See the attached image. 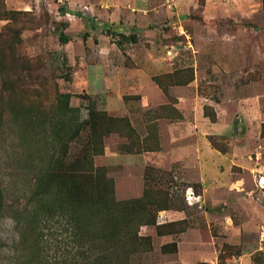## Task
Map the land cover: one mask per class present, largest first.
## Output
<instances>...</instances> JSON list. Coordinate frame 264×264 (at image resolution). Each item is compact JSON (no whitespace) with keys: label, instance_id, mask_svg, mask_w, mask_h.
<instances>
[{"label":"rangeland","instance_id":"rangeland-1","mask_svg":"<svg viewBox=\"0 0 264 264\" xmlns=\"http://www.w3.org/2000/svg\"><path fill=\"white\" fill-rule=\"evenodd\" d=\"M63 95L68 156L148 209L130 264H264V0H0V264H37V239L43 264L81 262L67 218L32 213ZM91 110L130 122L96 152Z\"/></svg>","mask_w":264,"mask_h":264},{"label":"trees","instance_id":"trees-1","mask_svg":"<svg viewBox=\"0 0 264 264\" xmlns=\"http://www.w3.org/2000/svg\"><path fill=\"white\" fill-rule=\"evenodd\" d=\"M61 40L67 43V38L61 36ZM132 40L135 42L137 38L132 37ZM154 81L163 88L160 78H155ZM70 97L62 96L60 114L52 123L54 137L61 145L63 156L60 159L53 156L46 158L47 166L36 178L33 199L38 207L35 206L32 211L33 221H38L41 215L47 217L61 215L67 218L74 239L81 245L80 264H130L131 257L145 251L144 248L148 244V239L140 237L138 232L145 223L143 216L148 209L142 200L117 202L114 198L113 180L102 178L94 170L92 153L68 156V145L82 131V128L74 124V120L69 117L77 111L71 107ZM89 117L86 125L89 126L93 141V145L90 146L95 152L98 151V144L101 142L97 137L98 130L107 128L110 134L111 127L117 122L126 127L130 126V122L125 118L110 117L96 110H91ZM134 212L138 213L135 229L128 228L130 230L124 234L117 217L121 216L124 219L123 223L132 227L131 219ZM97 215L102 217L98 229L95 228L96 224L95 226L92 224ZM35 230L37 232V229ZM36 245L33 259L38 262L37 264H43L38 239Z\"/></svg>","mask_w":264,"mask_h":264},{"label":"crops","instance_id":"crops-1","mask_svg":"<svg viewBox=\"0 0 264 264\" xmlns=\"http://www.w3.org/2000/svg\"><path fill=\"white\" fill-rule=\"evenodd\" d=\"M95 26V25H94ZM154 45V44H153ZM152 51H154V49H152ZM156 52V51H154ZM155 54V53H153ZM147 55H151V53H147ZM204 150H205V156H201L202 159L204 160H208L210 157H211V160L212 161V165L215 163V162H218L220 159L217 157V159H213L215 156V152L212 150V148H210L209 145L205 144V147H204ZM212 168V166H211Z\"/></svg>","mask_w":264,"mask_h":264},{"label":"clouds","instance_id":"clouds-1","mask_svg":"<svg viewBox=\"0 0 264 264\" xmlns=\"http://www.w3.org/2000/svg\"><path fill=\"white\" fill-rule=\"evenodd\" d=\"M15 225V221L14 220H12V219H10V218H6L5 219V226H7V227H12V226H14ZM15 238L17 239V240H19V234H15Z\"/></svg>","mask_w":264,"mask_h":264},{"label":"built area","instance_id":"built-area-1","mask_svg":"<svg viewBox=\"0 0 264 264\" xmlns=\"http://www.w3.org/2000/svg\"><path fill=\"white\" fill-rule=\"evenodd\" d=\"M263 180H262V184H261V187H263L264 188V178H262Z\"/></svg>","mask_w":264,"mask_h":264}]
</instances>
